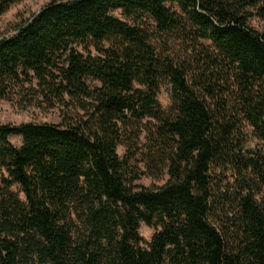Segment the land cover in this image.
Instances as JSON below:
<instances>
[{
    "label": "trees",
    "instance_id": "1",
    "mask_svg": "<svg viewBox=\"0 0 264 264\" xmlns=\"http://www.w3.org/2000/svg\"><path fill=\"white\" fill-rule=\"evenodd\" d=\"M5 101L61 120L0 125V264H264V0H52Z\"/></svg>",
    "mask_w": 264,
    "mask_h": 264
},
{
    "label": "rangeland",
    "instance_id": "2",
    "mask_svg": "<svg viewBox=\"0 0 264 264\" xmlns=\"http://www.w3.org/2000/svg\"><path fill=\"white\" fill-rule=\"evenodd\" d=\"M52 0H19L12 4L8 11L0 16V36L11 35L17 27L38 13L44 6ZM253 26L261 31V26L254 23ZM160 106L166 110L170 106L169 92L166 88H162L158 96ZM60 111L48 110L45 107H29L27 109H20L12 102L0 103V125H21L27 123L35 124H57L60 122ZM10 143L15 147H19L21 139L18 137H11ZM119 156L123 157L125 149L120 147L118 149ZM165 177L163 181H155L151 178L142 176L141 179L135 183L140 187L161 186L166 182ZM139 234L145 242H149L154 234V231L145 225H141Z\"/></svg>",
    "mask_w": 264,
    "mask_h": 264
}]
</instances>
